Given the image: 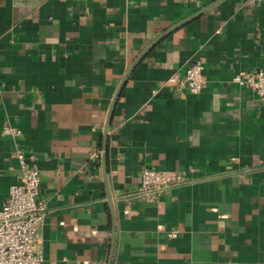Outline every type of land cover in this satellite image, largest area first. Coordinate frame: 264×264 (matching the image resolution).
Returning a JSON list of instances; mask_svg holds the SVG:
<instances>
[{"label": "crops", "instance_id": "crops-1", "mask_svg": "<svg viewBox=\"0 0 264 264\" xmlns=\"http://www.w3.org/2000/svg\"><path fill=\"white\" fill-rule=\"evenodd\" d=\"M214 1L0 0V207L23 149L42 264H264V103L233 81L262 66L264 0L191 18ZM198 61L200 93L168 81ZM145 168L187 181L145 199Z\"/></svg>", "mask_w": 264, "mask_h": 264}, {"label": "built area", "instance_id": "built-area-1", "mask_svg": "<svg viewBox=\"0 0 264 264\" xmlns=\"http://www.w3.org/2000/svg\"><path fill=\"white\" fill-rule=\"evenodd\" d=\"M204 70V63L198 61L186 68L183 77L172 75L168 81L186 86L192 93L198 94L204 86ZM233 81L249 86L264 103V51L262 66L257 71L246 75L243 72L237 73ZM1 133L18 137L22 129L4 125ZM17 158L22 165L23 174L18 183L11 185L8 197L0 207V264H42L43 256L36 250V241L40 225L49 210L41 198L38 169L28 164L25 150L19 149ZM186 181V173L182 170L145 168L141 173L137 194L153 200L165 188L181 185ZM177 235L178 230L169 233L171 237Z\"/></svg>", "mask_w": 264, "mask_h": 264}, {"label": "water", "instance_id": "water-1", "mask_svg": "<svg viewBox=\"0 0 264 264\" xmlns=\"http://www.w3.org/2000/svg\"><path fill=\"white\" fill-rule=\"evenodd\" d=\"M220 1H222V0H216V1H214L212 4L207 5L206 7L202 8L200 11H198L197 13H195L191 18L196 17V16L200 15L201 13H203V12L209 10V9L212 8L214 5H216L217 3H219ZM191 18H190V19H191ZM187 20H189V19H186V20H184L183 22H186ZM162 37H163V36H162ZM162 37H159L156 41H159ZM156 41H155V42H156ZM155 42H154V43H155ZM154 43H153V44H154ZM145 52H146V51H145ZM145 52H144V53H145ZM141 58H142V56H140V57L135 61V63H134L133 66L131 67V69L128 71V75H129L130 72L133 70V68L136 66V64L141 60Z\"/></svg>", "mask_w": 264, "mask_h": 264}]
</instances>
